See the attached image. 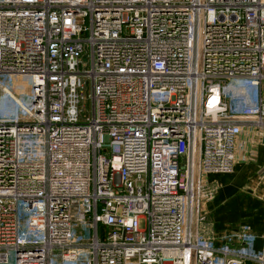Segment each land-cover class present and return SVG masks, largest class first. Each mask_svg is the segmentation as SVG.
<instances>
[{"label": "built area", "instance_id": "2783aa9c", "mask_svg": "<svg viewBox=\"0 0 264 264\" xmlns=\"http://www.w3.org/2000/svg\"><path fill=\"white\" fill-rule=\"evenodd\" d=\"M263 83L264 0H0V264H264L193 230Z\"/></svg>", "mask_w": 264, "mask_h": 264}, {"label": "crops", "instance_id": "0c3cea01", "mask_svg": "<svg viewBox=\"0 0 264 264\" xmlns=\"http://www.w3.org/2000/svg\"><path fill=\"white\" fill-rule=\"evenodd\" d=\"M263 90L264 85V98ZM242 125L233 171L204 176L211 196L199 200L198 210L206 218L196 228L202 236L212 237L216 246L236 242L247 229L253 235V249L260 250L264 248V126L252 121Z\"/></svg>", "mask_w": 264, "mask_h": 264}, {"label": "rangeland", "instance_id": "374dc122", "mask_svg": "<svg viewBox=\"0 0 264 264\" xmlns=\"http://www.w3.org/2000/svg\"><path fill=\"white\" fill-rule=\"evenodd\" d=\"M17 83H18V85L23 86L26 91H30L31 90L32 83H31V80H30L29 77H19V78H17ZM263 85H264V83H263ZM263 93H264V90H263ZM181 166H182V168H185V163L182 162ZM143 224L144 223H143V220H142L141 221V225L143 226ZM74 230H75L76 234L79 235V239L84 238V236L86 238H88L89 233H88V231L84 227H82V226H76L74 228ZM253 240L254 239L252 238L251 241L253 242ZM229 244L232 245V246H235V247H239V245H240L237 241L234 242V243L230 242ZM255 250L256 251H260L262 249H260V250L259 249H255ZM12 259H13V255H11V260Z\"/></svg>", "mask_w": 264, "mask_h": 264}, {"label": "water", "instance_id": "95a60500", "mask_svg": "<svg viewBox=\"0 0 264 264\" xmlns=\"http://www.w3.org/2000/svg\"><path fill=\"white\" fill-rule=\"evenodd\" d=\"M198 110H200V103L198 105ZM230 119L235 120V121H256L257 120V118H251V117H232ZM197 161H198V156H197ZM197 184H198V164L196 166V173H195L194 223H193L194 233L196 232V226H197V208H198Z\"/></svg>", "mask_w": 264, "mask_h": 264}]
</instances>
